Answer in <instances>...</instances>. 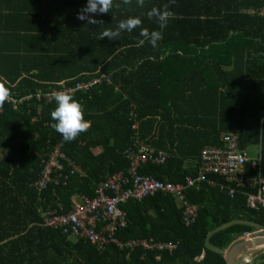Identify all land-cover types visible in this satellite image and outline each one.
Segmentation results:
<instances>
[{"label": "trees", "instance_id": "1", "mask_svg": "<svg viewBox=\"0 0 264 264\" xmlns=\"http://www.w3.org/2000/svg\"><path fill=\"white\" fill-rule=\"evenodd\" d=\"M86 3L0 0V76L7 78L17 101L0 110V264H227L223 254L204 249L206 236L236 219L264 230V207H247L246 194L255 193L254 188H237L229 195L232 184L216 175L205 176L216 186L203 181L186 188L180 205L162 193L124 205L127 226L116 234L119 243H171L176 245L172 252L120 250L115 245L96 249L83 239L42 227L41 213L47 207L67 213L75 201L91 199L98 184L128 171L127 151L139 145L165 156L162 163L141 165L139 173L183 183L197 173L204 147L223 148L222 135L234 133L239 148L260 146L259 171L247 164L244 171L264 178V15L259 14L264 0H145L143 7L136 0L130 5L114 0L120 7L94 16L100 25L77 19ZM164 4L175 15L159 29L147 12ZM27 13L43 25L32 52L40 51L50 62H35L37 56L20 53L10 38L15 19ZM130 16L140 17L150 31H162L158 47L138 43L140 28L112 41L97 38ZM100 77L108 83L73 95L90 127L74 141H64L50 127L54 100L35 95ZM195 102L209 106L197 108ZM55 149L63 154L62 169L38 191L33 184ZM182 203L196 211L187 227ZM253 231L231 226L208 243L223 252Z\"/></svg>", "mask_w": 264, "mask_h": 264}, {"label": "built area", "instance_id": "2", "mask_svg": "<svg viewBox=\"0 0 264 264\" xmlns=\"http://www.w3.org/2000/svg\"><path fill=\"white\" fill-rule=\"evenodd\" d=\"M264 15V9L259 10ZM101 81L108 83L104 77L95 78L89 83H78L74 87H62L47 93H38L36 99L53 100L51 93L67 90L72 95L77 92H87ZM11 104H16L14 98H10ZM136 126L132 127L135 130ZM223 148L204 147L200 151V165L193 177H186L183 183L162 182L151 176L138 172L141 165L148 161L162 163L163 153L139 145L127 151L130 161L126 173L119 172L106 178L98 184L91 199L85 197L81 201L74 202L73 209L67 213H59L55 209L46 208L41 216L42 227L60 231L64 236L75 239H83L90 246L102 249L108 245H115L120 250L126 248L134 250L140 248L145 252H172L175 244L157 243L153 240H133L122 245L116 239V234L127 226V213L123 207L129 200H141L157 193L168 194L175 197L179 203L183 200V191L200 182L206 181L211 186H216L214 181L206 179V175H216L224 178L231 186H227L229 195L237 188L252 187L255 193L246 194L248 208L257 209L264 207V178L261 176H249L245 174L244 167L247 164L250 170L259 171L260 158L248 159L243 149L239 148L237 136L234 133L222 135ZM59 158L63 154L59 149L53 151L51 162L43 168L40 178L33 184L38 191L45 188L51 182L55 170H61ZM223 188V186H221ZM196 217L194 206L182 203V222L184 226L192 224ZM243 239H252V235L244 234ZM248 261H245L247 263Z\"/></svg>", "mask_w": 264, "mask_h": 264}, {"label": "clouds", "instance_id": "3", "mask_svg": "<svg viewBox=\"0 0 264 264\" xmlns=\"http://www.w3.org/2000/svg\"><path fill=\"white\" fill-rule=\"evenodd\" d=\"M124 5H130L132 0H122ZM138 6L143 7L145 0H136ZM171 4H175L176 0H170ZM115 7H120L117 3L114 5V0H87V3L77 13V19L86 21L89 25L103 24L94 18L97 14H107ZM175 13L170 10V4H164L162 8L152 7L147 12V17L150 20H155L159 29L167 27L168 21L173 18ZM140 28V39L138 43L144 45L148 42L153 48L158 47V42L162 40L163 34L160 30H149L142 27V20L140 17H128L121 19L115 29L106 28L98 35L99 40L107 38L109 41L115 40L122 32H133L134 29ZM11 89L8 85L7 78L0 76V110L3 109L4 104L10 101ZM52 99L55 102L54 109L50 110V116L53 123L50 127L58 132L66 142L74 141L81 133L86 132L90 124L84 118L83 105L74 98V96L67 90L54 91L51 93ZM250 264V261H249Z\"/></svg>", "mask_w": 264, "mask_h": 264}, {"label": "crops", "instance_id": "4", "mask_svg": "<svg viewBox=\"0 0 264 264\" xmlns=\"http://www.w3.org/2000/svg\"><path fill=\"white\" fill-rule=\"evenodd\" d=\"M4 24H5V20H4ZM42 29H43L42 22H40V20H38L36 16L30 15L29 13H27L26 15H23L22 17L18 16L15 19L13 30H15L16 32L12 34V36L10 37L12 42L15 41L17 42V44H19V47L21 50L20 53H24L29 56H37V58L35 59V62H39L40 64L41 62H46V61L50 62L46 58L47 56H42V55L39 56L40 51L32 52L36 38L41 36V34L43 33ZM49 41H50V45H52L51 43L52 39H49ZM6 44H10L11 46L13 43H6ZM10 48L12 47L4 46L5 50H9ZM10 51L13 52L14 50H10ZM61 56H66V53H62ZM32 63L26 65V67L30 66ZM183 74L185 75V73ZM195 103H196L195 106L199 108V107H204L206 102H195ZM206 104H208L209 106V103H206ZM247 151H249L250 157L248 156ZM97 152L98 150H94V153H97ZM244 152L246 153V156L248 159L260 158V146L258 145L250 146L249 149L245 148ZM261 231L263 232L262 234H259L258 231L254 230L252 233H249V235H252L251 238L264 237V230L261 229ZM247 240L249 239H243V237L236 238V240L230 245V247L236 243L247 241ZM230 247L227 250L223 251V256L225 259H226V256H227V253ZM245 261H248V262L245 263ZM249 261H250V264H264V245L254 248V249H248L246 251H243L236 257L235 264H249Z\"/></svg>", "mask_w": 264, "mask_h": 264}, {"label": "water", "instance_id": "5", "mask_svg": "<svg viewBox=\"0 0 264 264\" xmlns=\"http://www.w3.org/2000/svg\"><path fill=\"white\" fill-rule=\"evenodd\" d=\"M236 225L250 227V228L258 231L259 234L263 233L261 231V228L258 225L253 224V222H249V221H245V220H239V219L231 220L230 222H227V224L222 225L221 227L213 230L212 232H210L208 234V236H206V238L204 240V249L212 251V252H217V253L223 254L222 251L212 247L208 243V241H209L210 237L213 236L214 234L221 232V231H224V230L230 228L231 226H236ZM262 245H264V237H255V238L249 239L247 241H242V242H239V243L232 245L230 247L228 253H227V256H226L227 264H235L236 257L240 253H242L243 251H246L248 249H254V248L260 247Z\"/></svg>", "mask_w": 264, "mask_h": 264}, {"label": "rangeland", "instance_id": "6", "mask_svg": "<svg viewBox=\"0 0 264 264\" xmlns=\"http://www.w3.org/2000/svg\"><path fill=\"white\" fill-rule=\"evenodd\" d=\"M248 149H249V147H247ZM247 154H248V156L250 157V153H249V151H247Z\"/></svg>", "mask_w": 264, "mask_h": 264}, {"label": "bare ground", "instance_id": "7", "mask_svg": "<svg viewBox=\"0 0 264 264\" xmlns=\"http://www.w3.org/2000/svg\"><path fill=\"white\" fill-rule=\"evenodd\" d=\"M240 146V145H239ZM166 155V154H165Z\"/></svg>", "mask_w": 264, "mask_h": 264}]
</instances>
